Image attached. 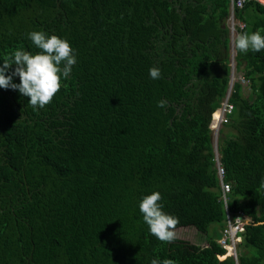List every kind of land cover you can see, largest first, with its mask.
<instances>
[{
    "label": "trees",
    "instance_id": "obj_1",
    "mask_svg": "<svg viewBox=\"0 0 264 264\" xmlns=\"http://www.w3.org/2000/svg\"><path fill=\"white\" fill-rule=\"evenodd\" d=\"M229 7V0H0V59L17 48L38 51L26 35L33 30L66 38L77 56L43 108L0 88V264H150L153 256L233 264L218 257L225 209L210 126L229 88ZM233 15L243 23L238 33L264 34L263 4L248 0ZM234 60L249 91L233 82L216 147L228 211L252 220L238 264H264V50L235 48ZM151 66L159 79L150 78ZM161 99L166 106H157ZM152 191L177 218L175 228L193 226L203 243L150 234L138 204Z\"/></svg>",
    "mask_w": 264,
    "mask_h": 264
},
{
    "label": "clouds",
    "instance_id": "obj_2",
    "mask_svg": "<svg viewBox=\"0 0 264 264\" xmlns=\"http://www.w3.org/2000/svg\"><path fill=\"white\" fill-rule=\"evenodd\" d=\"M26 35L38 51L17 48L6 58L0 59L2 61L0 88L18 90L22 96L28 98V103L34 109L43 108L51 102L60 89L61 79L70 76L72 67L77 63V56L70 42L64 37L41 30L29 31ZM234 46L244 54L249 51L260 52L264 50V34L260 30L241 31L236 35ZM13 65L14 68L11 67ZM148 74L154 80L159 79L161 69L158 66H151ZM16 76L19 77L18 83L13 79ZM166 104L167 101L161 99L157 106L164 107ZM261 186L264 187V180L261 181ZM160 200V192L152 191L142 196L138 207L150 234L160 241L170 243L177 238L175 225L178 220L163 210ZM150 264H175V262L168 258L153 256Z\"/></svg>",
    "mask_w": 264,
    "mask_h": 264
},
{
    "label": "built area",
    "instance_id": "obj_3",
    "mask_svg": "<svg viewBox=\"0 0 264 264\" xmlns=\"http://www.w3.org/2000/svg\"><path fill=\"white\" fill-rule=\"evenodd\" d=\"M248 0H229L230 3V14L233 17V9L234 8H241L243 4ZM260 4L264 5V0H255ZM238 26L241 27L243 25L242 22H238ZM229 93L227 92L226 96L220 102V106L217 109V115L212 119L210 126L212 130V136L216 137L218 133V127L221 126L223 122L227 120L228 114L232 111V104L228 100ZM214 165L216 168V174L219 179L220 185V198L222 205L225 209V219H224V226L220 229V236L216 239V242L225 248V252L223 256H218L220 259L230 256L233 260V264H238V256H237V246L238 243L241 242L242 237L241 233L244 231V225L251 223V217L242 213H235L232 214L228 211L227 208V197L230 191V185L223 181V167L220 163L219 154L216 150L214 151Z\"/></svg>",
    "mask_w": 264,
    "mask_h": 264
},
{
    "label": "rangeland",
    "instance_id": "obj_4",
    "mask_svg": "<svg viewBox=\"0 0 264 264\" xmlns=\"http://www.w3.org/2000/svg\"><path fill=\"white\" fill-rule=\"evenodd\" d=\"M238 22H240V21L236 20L234 18V15H233V17H231V14H229L227 19L225 20V24L227 25V27L229 29V33H228V35H229V46H228V58H229V60L228 61H229L230 71H232L233 77H234L232 79V82H231L230 91H231L233 82L238 79L243 86V92L248 93L249 87H248L247 80L243 79L242 76L237 74V71L235 70L234 41H235L236 35L238 34V32L236 30V27L239 24ZM219 128H220V126L218 127V129ZM222 130H223V132H226L227 128H223ZM221 135H222L221 133H217L216 137L214 135L212 136L213 151L216 150L217 140H219ZM218 226H219V224L215 223V224L211 225L210 229H212L213 227H218ZM175 231L177 233V238L188 240L189 242H194V243H200L201 242V241H198L197 235H196L197 230L193 226H178L175 228ZM205 236L206 235L204 233H201L200 239L201 240L206 239ZM201 243H203V242H201Z\"/></svg>",
    "mask_w": 264,
    "mask_h": 264
},
{
    "label": "water",
    "instance_id": "obj_5",
    "mask_svg": "<svg viewBox=\"0 0 264 264\" xmlns=\"http://www.w3.org/2000/svg\"><path fill=\"white\" fill-rule=\"evenodd\" d=\"M232 77H233V73H232V71H230V74H229V82H228V92H229V90H230V87H231V82H232Z\"/></svg>",
    "mask_w": 264,
    "mask_h": 264
},
{
    "label": "bare ground",
    "instance_id": "obj_6",
    "mask_svg": "<svg viewBox=\"0 0 264 264\" xmlns=\"http://www.w3.org/2000/svg\"><path fill=\"white\" fill-rule=\"evenodd\" d=\"M232 79H233V77H232Z\"/></svg>",
    "mask_w": 264,
    "mask_h": 264
}]
</instances>
